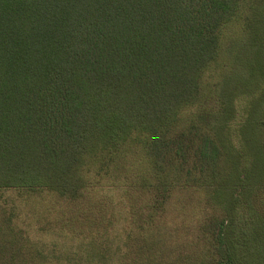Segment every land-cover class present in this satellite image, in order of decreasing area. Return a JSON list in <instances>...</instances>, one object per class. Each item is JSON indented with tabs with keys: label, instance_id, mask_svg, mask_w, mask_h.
Returning <instances> with one entry per match:
<instances>
[{
	"label": "trees",
	"instance_id": "obj_1",
	"mask_svg": "<svg viewBox=\"0 0 264 264\" xmlns=\"http://www.w3.org/2000/svg\"><path fill=\"white\" fill-rule=\"evenodd\" d=\"M244 1L0 0V189L77 197L94 164L139 141L165 191L214 186L224 217L210 264H264L263 232L251 243L235 228L264 193V148L242 169L229 134L178 129Z\"/></svg>",
	"mask_w": 264,
	"mask_h": 264
},
{
	"label": "rangeland",
	"instance_id": "obj_2",
	"mask_svg": "<svg viewBox=\"0 0 264 264\" xmlns=\"http://www.w3.org/2000/svg\"><path fill=\"white\" fill-rule=\"evenodd\" d=\"M192 122L223 138L229 134L236 151L248 155L241 158L242 169L257 145L264 148V1H244L223 26L202 98L183 110L178 129ZM120 152L106 167H91L77 197L0 189V264H210L218 257L216 222L224 213L214 186L182 184L165 191L154 184L142 143L129 142ZM220 165L217 187L230 173L224 158ZM249 201L235 228L253 243L257 228L264 237V193L250 194Z\"/></svg>",
	"mask_w": 264,
	"mask_h": 264
}]
</instances>
